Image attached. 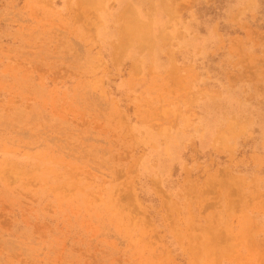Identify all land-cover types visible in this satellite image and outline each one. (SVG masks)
<instances>
[{
  "label": "rangeland",
  "instance_id": "374dc122",
  "mask_svg": "<svg viewBox=\"0 0 264 264\" xmlns=\"http://www.w3.org/2000/svg\"><path fill=\"white\" fill-rule=\"evenodd\" d=\"M0 264H264V0H0Z\"/></svg>",
  "mask_w": 264,
  "mask_h": 264
}]
</instances>
